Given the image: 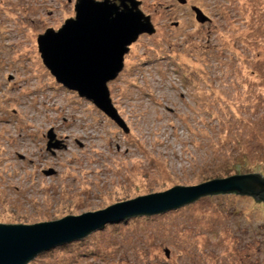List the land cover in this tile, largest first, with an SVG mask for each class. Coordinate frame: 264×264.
Segmentation results:
<instances>
[{
    "label": "rangeland",
    "instance_id": "374dc122",
    "mask_svg": "<svg viewBox=\"0 0 264 264\" xmlns=\"http://www.w3.org/2000/svg\"><path fill=\"white\" fill-rule=\"evenodd\" d=\"M135 1L154 32L128 46L107 83L124 130L40 57L38 37L74 20L77 0H0V224L264 178V0ZM28 264H264V204L204 196L106 224Z\"/></svg>",
    "mask_w": 264,
    "mask_h": 264
},
{
    "label": "water",
    "instance_id": "95a60500",
    "mask_svg": "<svg viewBox=\"0 0 264 264\" xmlns=\"http://www.w3.org/2000/svg\"><path fill=\"white\" fill-rule=\"evenodd\" d=\"M138 6L135 0H120L119 4L112 0H77L74 20L66 21L57 32L48 29L37 39L42 62L56 82L92 102L122 128L111 106L107 83L123 69L128 46L143 33L154 32L149 17ZM51 147L57 146L49 142L48 149ZM231 193L264 203V178L259 174L235 175L192 187H174L57 221L0 224V264H27L39 253L82 239L106 224L158 215L204 196Z\"/></svg>",
    "mask_w": 264,
    "mask_h": 264
},
{
    "label": "flooded vegetation",
    "instance_id": "af4514ba",
    "mask_svg": "<svg viewBox=\"0 0 264 264\" xmlns=\"http://www.w3.org/2000/svg\"><path fill=\"white\" fill-rule=\"evenodd\" d=\"M113 1H115L117 4H119L120 3V0H113ZM130 6V5H129ZM3 7L4 8H2V11H1V9H0V12H2V14H3V17H4V13L7 15V13L9 12V8H8V6H4L3 5ZM7 7V8H6ZM9 15V14H8ZM2 25H4L3 24V21L1 20V16H0V26H2ZM11 34L12 33H9V35L11 36ZM12 37H14V34H12ZM123 64H124V62H123Z\"/></svg>",
    "mask_w": 264,
    "mask_h": 264
},
{
    "label": "trees",
    "instance_id": "16d2710c",
    "mask_svg": "<svg viewBox=\"0 0 264 264\" xmlns=\"http://www.w3.org/2000/svg\"><path fill=\"white\" fill-rule=\"evenodd\" d=\"M19 20H20V21L22 20V17H21L20 15H19ZM0 34H1V33H0ZM14 36H15V35H14ZM1 39H3V38L0 37V40H1ZM232 194L235 195V193H232ZM219 195H221V194H219ZM197 200H198V199H197ZM194 202H195V201H194ZM261 203H263V202H261ZM190 204H191V203H190ZM263 204H264V203H263ZM188 205H189V204H188ZM185 206H186V205H185ZM39 254H40V253H39ZM35 257H36V256H35ZM35 257H34V258H35ZM34 258H33L32 260H34ZM32 260H31V261H32ZM31 261H29V262H31ZM29 262H28V263H29ZM28 263H27V264H28Z\"/></svg>",
    "mask_w": 264,
    "mask_h": 264
},
{
    "label": "clouds",
    "instance_id": "9594fccd",
    "mask_svg": "<svg viewBox=\"0 0 264 264\" xmlns=\"http://www.w3.org/2000/svg\"><path fill=\"white\" fill-rule=\"evenodd\" d=\"M88 101V100H87Z\"/></svg>",
    "mask_w": 264,
    "mask_h": 264
}]
</instances>
